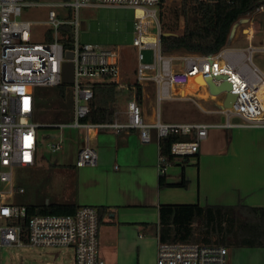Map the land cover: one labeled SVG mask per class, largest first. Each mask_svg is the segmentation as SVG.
<instances>
[{
	"label": "built area",
	"instance_id": "built-area-1",
	"mask_svg": "<svg viewBox=\"0 0 264 264\" xmlns=\"http://www.w3.org/2000/svg\"><path fill=\"white\" fill-rule=\"evenodd\" d=\"M53 6L69 8L74 19L65 21L51 9L47 20L42 23L46 26L43 40L35 42L32 28L36 23L21 20L23 8ZM162 6L163 0H71L60 4L0 0V251L4 246L65 248L73 252L72 264H107L100 248L98 208L81 206L72 215H34L27 219L24 231L23 220L28 209L14 201L16 195L25 193L24 188L18 186L15 171L33 168L39 157L41 138L38 129L41 126L34 120L37 89L64 85L65 62L74 63L73 121L51 127L83 132L85 145L77 155L78 168L97 165L98 153L91 141L103 129L117 134L137 131L144 145L154 143L155 133L158 167L160 174L164 175L168 163L161 153V140L170 135L187 138L174 142L170 148L172 155L183 157L199 152L210 128H264V71L254 64V56L264 54V46H225L210 55L167 54L161 45ZM90 7L134 9L137 34L133 41L137 49L135 82L141 87L142 94L145 86L152 85L159 104L175 100L173 87H183L191 79L197 81L201 78L210 94L207 80L212 78L217 86L225 81L231 84L230 93L237 96L232 107H223L218 112L222 116L219 123L163 122L159 111L155 112L154 121H150L135 95L127 102L123 120L116 111L117 116L111 123L86 121L92 112L94 87L116 82L122 71L119 49L80 43V10ZM147 25H152L156 33L147 32ZM64 27L75 30L69 49L62 41L68 38L63 33ZM69 51L74 54L72 59L66 56ZM145 51L151 52L152 62L146 61ZM116 83L118 90L127 88ZM222 95L226 99L227 92ZM47 138L57 139L56 136L43 137ZM58 140V143L48 144L52 152L63 148L62 134ZM228 254L229 249L222 245L159 242L157 264H228Z\"/></svg>",
	"mask_w": 264,
	"mask_h": 264
},
{
	"label": "crops",
	"instance_id": "crops-1",
	"mask_svg": "<svg viewBox=\"0 0 264 264\" xmlns=\"http://www.w3.org/2000/svg\"><path fill=\"white\" fill-rule=\"evenodd\" d=\"M251 40L248 31L240 37L235 28L227 47L245 48L239 45ZM180 93L184 96L183 88ZM153 110L148 116L144 109L150 121ZM218 129L227 131L226 137L216 146L214 138L210 146L200 145L198 164L167 166L164 187H160L155 133L151 145L142 144L137 131L117 134L103 129L91 141L98 153L97 165L77 167L76 194L70 203L106 209L100 248L107 264H156L160 205L264 207V128ZM78 145L77 155L84 137ZM229 261L264 264V248L229 249Z\"/></svg>",
	"mask_w": 264,
	"mask_h": 264
},
{
	"label": "rangeland",
	"instance_id": "rangeland-1",
	"mask_svg": "<svg viewBox=\"0 0 264 264\" xmlns=\"http://www.w3.org/2000/svg\"><path fill=\"white\" fill-rule=\"evenodd\" d=\"M71 0H39L44 4H60ZM180 0H166L161 11L170 19V11L179 7ZM53 9L59 18L65 21L74 19L69 8L53 7H25L21 20L36 23L32 28L35 42H42L46 26L42 24L48 18L49 11ZM172 18V17H171ZM162 21V18H160ZM135 11L127 8H82L80 10L79 41L81 44L97 45L104 49H119L121 58V77L119 83L123 87L118 95L116 110L118 115L126 118L123 113L127 109V102L133 99L137 93L135 69L137 66V49L133 46L135 31ZM237 33L242 37L244 31L253 33V40L243 41L239 46L247 47L250 44L264 46V7L250 16L239 20L236 24ZM152 25H147V32L155 34ZM184 22L181 20L177 34L183 32ZM72 36L75 30L72 29ZM146 61L152 62L151 52L145 51ZM254 64L264 71V54L254 56ZM197 80V84H201ZM184 90V96L180 93ZM74 86L62 85L57 87H41L37 89L36 111L34 120L41 127L38 129L41 138L39 157L34 168H22L15 171V177L19 187L24 188L25 193L18 194L15 202L18 205H42L51 203H70L76 194L77 173V149L82 141L83 132L76 129H64L60 131L51 126L66 124L73 121L74 112ZM147 95L149 97H147ZM175 100H166L158 103L155 88L152 85L145 86L141 102L151 116L153 109L160 112L163 122H196L215 123L220 122L222 116L218 114L222 110L224 95L213 96L198 88L176 87L173 89ZM211 95V96H210ZM184 98V101L176 99ZM204 110V111H203ZM60 134L63 135V148L58 152H52L48 148L49 143H58ZM227 135L224 129L210 128L208 140L201 142L210 146L214 138V145H219ZM45 136H56L57 139ZM220 140V141H219ZM197 162L196 157L190 158V164ZM249 249V248H245ZM232 252V251H230ZM229 256V254H228ZM73 252L65 248H40L32 246L10 247L4 246L0 251V264H72ZM231 261L228 262L230 264ZM157 264V259H156ZM235 264H239L235 261Z\"/></svg>",
	"mask_w": 264,
	"mask_h": 264
},
{
	"label": "trees",
	"instance_id": "trees-1",
	"mask_svg": "<svg viewBox=\"0 0 264 264\" xmlns=\"http://www.w3.org/2000/svg\"><path fill=\"white\" fill-rule=\"evenodd\" d=\"M39 2V0H27ZM166 0H163V6ZM162 6V7H163ZM264 7V0H180L179 7L170 11V19L161 11L162 50L167 54L190 53L210 55L227 46L234 25ZM183 20L181 34L176 30ZM68 35L62 41L71 48L73 36L70 27H64ZM118 84L114 81L98 84L94 87L92 112L86 121L92 123H111L116 118ZM141 103L142 90L136 93ZM37 107V103H36ZM186 137L170 135L161 140V153L168 165L181 163L186 166L193 156H174L170 153L171 145ZM198 164V163H196ZM166 186L164 175L160 174V187ZM187 183L184 184V187ZM28 215H72L80 207L75 203H47L27 205ZM100 221L106 214L105 208H98ZM159 221L157 237L163 243H195L204 245H222L233 248H264V207L244 205L220 206L199 204H163L158 208Z\"/></svg>",
	"mask_w": 264,
	"mask_h": 264
},
{
	"label": "water",
	"instance_id": "water-1",
	"mask_svg": "<svg viewBox=\"0 0 264 264\" xmlns=\"http://www.w3.org/2000/svg\"><path fill=\"white\" fill-rule=\"evenodd\" d=\"M236 28V25H234L233 30ZM66 56L68 59H72L74 54L73 52L69 51L66 53ZM218 79H221L219 77ZM222 79H226V77H222ZM62 82L64 85H72L74 83V63L73 62H65L63 65V73H62ZM207 83L209 85L210 94L213 96H219L225 91L227 92L226 99L223 102L224 108H230L232 107L233 103L236 101L237 96L235 94H231V84L225 81L220 86H217L213 79L210 78L207 80ZM235 122L238 121V119L234 120Z\"/></svg>",
	"mask_w": 264,
	"mask_h": 264
},
{
	"label": "bare ground",
	"instance_id": "bare-ground-1",
	"mask_svg": "<svg viewBox=\"0 0 264 264\" xmlns=\"http://www.w3.org/2000/svg\"><path fill=\"white\" fill-rule=\"evenodd\" d=\"M202 82H200L201 84H197V81L195 79H191L187 85V87H191L192 89L193 88H198V86L200 85L203 89V91H206L207 92V88H206V84L204 82V80L201 78V79H198ZM177 86L173 87V89H175ZM211 96V95H210ZM223 109V107H222Z\"/></svg>",
	"mask_w": 264,
	"mask_h": 264
}]
</instances>
